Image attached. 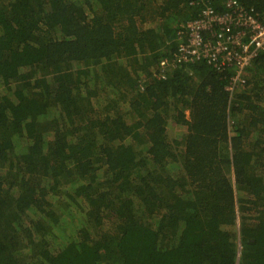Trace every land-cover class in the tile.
I'll use <instances>...</instances> for the list:
<instances>
[{
	"label": "trees",
	"instance_id": "trees-1",
	"mask_svg": "<svg viewBox=\"0 0 264 264\" xmlns=\"http://www.w3.org/2000/svg\"><path fill=\"white\" fill-rule=\"evenodd\" d=\"M225 1L0 0V264H264V52L175 62Z\"/></svg>",
	"mask_w": 264,
	"mask_h": 264
},
{
	"label": "built area",
	"instance_id": "built-area-1",
	"mask_svg": "<svg viewBox=\"0 0 264 264\" xmlns=\"http://www.w3.org/2000/svg\"><path fill=\"white\" fill-rule=\"evenodd\" d=\"M230 11L218 13L207 7L197 19L185 22L175 62L208 60L218 70L234 67L230 92L246 83V69L264 52V20L244 11L238 0H226ZM169 59L160 63L161 77H166Z\"/></svg>",
	"mask_w": 264,
	"mask_h": 264
},
{
	"label": "rangeland",
	"instance_id": "rangeland-1",
	"mask_svg": "<svg viewBox=\"0 0 264 264\" xmlns=\"http://www.w3.org/2000/svg\"><path fill=\"white\" fill-rule=\"evenodd\" d=\"M175 132L179 134L181 132V130L180 129H176Z\"/></svg>",
	"mask_w": 264,
	"mask_h": 264
}]
</instances>
